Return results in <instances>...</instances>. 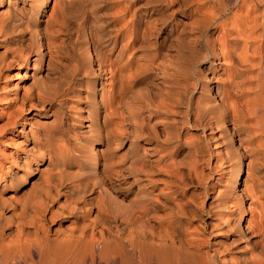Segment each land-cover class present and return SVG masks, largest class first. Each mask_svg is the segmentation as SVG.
<instances>
[{
	"label": "bare ground",
	"instance_id": "1",
	"mask_svg": "<svg viewBox=\"0 0 264 264\" xmlns=\"http://www.w3.org/2000/svg\"><path fill=\"white\" fill-rule=\"evenodd\" d=\"M6 1L0 44L38 36L32 68L40 75L25 92L19 81L11 91L18 115L36 109L25 150L0 164V264H264V0H115L105 30L82 15L73 37L60 18L79 19L95 0H54L60 23L36 34ZM63 48L68 67L57 60ZM20 62L24 78L30 62ZM81 97L83 127L68 112ZM42 108L54 111L47 126L31 122ZM35 155L52 171L16 199ZM83 157L88 166L71 176ZM202 165H224L208 205V232L220 230L214 241L200 237L206 226L190 230L196 208L186 196L201 184ZM72 195L67 209H54Z\"/></svg>",
	"mask_w": 264,
	"mask_h": 264
},
{
	"label": "rangeland",
	"instance_id": "2",
	"mask_svg": "<svg viewBox=\"0 0 264 264\" xmlns=\"http://www.w3.org/2000/svg\"><path fill=\"white\" fill-rule=\"evenodd\" d=\"M33 1L34 2H32V0H10V5H9L8 9H10L11 11L10 10H7V11L9 14L12 12H15L22 19V21L29 22V26L27 25V27L33 31L35 30L34 31L35 34H36L38 28H43V27L46 28L49 25H52V24L55 25L54 23H60L57 21L59 20V18L62 15L60 16L57 14L58 4L54 3V0H44L42 4H39L40 0H33ZM91 1L93 2L94 0H91ZM114 1L115 0H95L93 3L83 4L85 6V8L82 7V8H84V9H82V14L81 13L78 14V17H80L79 18L80 20L78 18H76L77 14L72 16L74 13L69 14V13L65 12L63 17L60 18L63 25H62V23H60V24L63 28H65L66 27L65 24L67 23L68 34L70 33L69 34L70 37H73V33H74V29H75L76 24L77 23H83L84 18H85L84 22L93 21V19H94V20H96V22L98 23L99 26H101V27L104 26L106 29L107 24L105 23V21H107V19H109L108 17H110V16H108V15L112 14L110 12H113L115 9V2ZM6 3H7L6 0H0V11L2 9H6ZM30 4H31V6H30ZM233 9L234 8L231 7V11H233ZM56 14L58 17L57 21H56V19H57ZM82 15L84 18H82ZM95 16H97L98 19ZM5 17L6 16H0V21H2L3 18L5 19ZM103 19H105V20L103 21ZM64 22H65V24H64ZM100 24H102V25H100ZM101 29L105 30L103 27ZM71 31H73V33ZM29 36L30 35H28V33H27L26 36L24 37L23 44L20 45L21 47L19 46L17 41H13V42H10L8 44L3 43V45L0 44V86H1L0 87V164H1L2 168L7 166L8 164H10V161L13 159L12 156H16L19 153H23V151L25 150L24 148L29 143V141H28L29 135L27 132L24 133V130L27 131L29 129L30 125L27 124V122L29 121V118L33 115V113L36 109V108H33L34 105H33V107L32 106L29 107L28 105H26L24 107L25 109L23 108L22 113L20 115H18L19 113L17 112V110H18L17 107L19 108V106L17 104L15 106H13L12 105L13 101L10 100L12 97L11 91L13 88V84L15 82L19 81L18 84H19L20 94H21L22 92H25L27 89L31 88V86L34 87L36 85V76L40 75V73L38 71H36V70H34V68H32V65H33L32 62H34L36 55H37V51H38V40L39 39H38V36H36V35L32 38H31V36L30 37ZM4 45H6V46H4ZM74 45H76V46H73V44L69 43V44H66L64 48H67V51H69L68 49H70V47H73L77 52V56H81L83 54L81 47L79 46L78 43H75ZM17 47H19V48H17ZM6 48H7V50H6ZM15 48H17V49H15ZM64 48L61 49V51L63 52L62 54L64 56L60 52L59 53L60 57L58 56L57 60L61 64L68 67L67 65L69 64L70 57ZM3 50H6V52L5 51L3 52ZM41 50H44V53L46 51L43 43H42ZM10 51H12L14 53H12ZM18 53L20 54V56ZM12 54L14 57L11 56ZM14 54L16 56L18 54L17 59H15ZM21 58H22V60H21ZM59 58L61 60H59ZM18 59L20 61L30 62L29 63L30 68L27 71L26 76L24 78H22L20 76L23 73V70L25 69L26 64L21 63ZM56 67H57V64H56ZM18 74H20V75H18ZM10 103H11V105H10ZM70 105L71 106L68 107V112L70 113V118H72L75 122H77L78 125H81V127H83L84 126L83 122L85 120H83L79 116V114L82 112L86 115L85 109L87 110V108L85 107V100L81 97L80 100H75L74 102H71ZM54 107H55V104H54ZM41 110H42V112L44 111L43 112L44 114H42L41 116L35 115L36 120L33 119L31 122L36 123L35 121H38V123H40V125H44V126L51 124L53 122L54 111L49 112L48 110H45V108H42ZM9 112L12 113V114H10V117L14 116V118L16 117V120H18V123L16 125H13L11 123L12 121H9L10 120ZM7 117L9 118V120ZM206 135H208L207 130H206ZM204 137H206V144L209 148V152L215 153L214 151H215V149H217L218 145L214 144L212 141L213 139H209L208 136L204 135ZM207 138H208V140H207ZM215 157L214 158L210 157V163H209L210 165H214V166L216 165V164H213V163H215V161H214ZM33 158H35L34 160H37L39 162L36 165V162L32 159L30 161L28 171L25 173H22L23 174L22 178L24 179V183H23L24 186L22 185L20 190L17 191L18 193L16 192V194H15L16 199L21 198V200H22L24 198L25 194H27L30 189H32L33 187L36 186V184H37L36 179L39 175H41V174L44 175V173L46 174V173H49L50 171H52L51 170L52 167L46 165L47 160L45 157L42 158V157H37L35 155ZM261 159H262L261 161L263 163H262V165H260L258 167V169L263 172L262 179L264 181V155H261ZM88 164H89V160L87 159V157L81 158V163L78 166L72 165V167L70 168V170H69L70 175L72 176V175L81 173L82 169L87 167ZM208 165L207 166L202 165L203 166V168H202L203 173H201L202 170H199V173L201 175V177H200L201 184L200 183H199L200 185L197 183L190 184L188 186L189 189H188L186 197L188 200L190 199V201H192V204L196 208V212H195L196 214L194 216L195 218H193V220L191 222L190 230L193 228L200 229L203 226H206V228H207L206 232H201L199 230L200 235H201V233L204 234L200 237L204 236V238L206 237L210 241H214L213 235H215V233L220 234V230H219V226H218V229L216 226L215 229H213L212 234H210V232H208L210 223H214V221H215V217L209 212L208 205L211 202L213 204V198H214V195L216 194V191L218 189V187H216L217 183H215L216 178H217L216 176H218V174L219 175L223 174L222 169H220V168H223L224 165L218 166L219 168L216 167L215 168L216 170L214 169V166H208ZM245 170L246 169L244 167V172H243L241 181H242V187L244 189L243 190L244 193L246 195H249L250 194L249 193V189H250L249 183L250 182L248 180L247 171H245ZM204 172H205V176L203 175ZM206 176H208V177H206ZM155 177H156V179H157V177L160 179L163 178L161 176H154V178ZM31 184H33V185L31 186ZM212 184H214L213 187H212ZM160 186H163V184L160 183ZM27 189H28V191H27ZM204 189H205V191H204ZM7 191L8 190H5L3 192L4 198L7 197L11 193V192H7ZM61 193L64 195V193L62 191H61ZM197 193H198V195H197ZM191 194H194V195L192 196ZM189 196L193 197V198H189ZM68 197H69V199L66 198L65 196H64L65 199L63 197H58L57 203H56V205H54V209H58V207H60V206H63L65 209H67L69 204L73 201V199L76 196L72 195V196H68ZM70 197H72V198H70ZM249 198L246 199L247 202H249V200H251ZM65 202H66V204H65ZM94 211L90 212L91 216L94 215V213H95ZM57 219L58 218H55V221L52 223H49L50 221L48 222V225H50V229H51V227H53L52 231H53V229L56 230L55 227L58 226V224L56 223ZM245 219L243 221V224H245V222H246ZM68 223H70V222L66 221V222H64V225H69ZM198 227H200V228H198ZM56 228H58V227H56Z\"/></svg>",
	"mask_w": 264,
	"mask_h": 264
}]
</instances>
